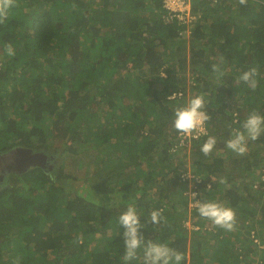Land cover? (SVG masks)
<instances>
[{
    "label": "trees",
    "instance_id": "obj_1",
    "mask_svg": "<svg viewBox=\"0 0 264 264\" xmlns=\"http://www.w3.org/2000/svg\"><path fill=\"white\" fill-rule=\"evenodd\" d=\"M163 3L15 0L9 9L0 24V154L22 148L27 164L0 187V264H143V248L123 259L119 216L129 206L145 241L182 253L181 264H254L264 235L249 228L264 220V153L253 149L264 134L243 155L225 144L249 113L264 115V88L239 80L252 67L264 79V0H192L188 23ZM197 95L210 116L206 134L180 146L174 111ZM208 136L217 143L204 155ZM75 166L88 168L81 188ZM191 181L200 202L223 205L233 191L238 226L259 220L245 231L204 229L208 219L183 197ZM154 210L164 222L151 223Z\"/></svg>",
    "mask_w": 264,
    "mask_h": 264
},
{
    "label": "clouds",
    "instance_id": "obj_2",
    "mask_svg": "<svg viewBox=\"0 0 264 264\" xmlns=\"http://www.w3.org/2000/svg\"><path fill=\"white\" fill-rule=\"evenodd\" d=\"M14 2L15 0H0V24L5 22L8 11L14 6ZM246 2L247 0H239L241 5L246 4ZM7 51L9 55L15 54L11 45H7ZM213 71L223 75L216 65L213 66ZM259 74V69L252 67L244 71L239 76V80L254 91L258 86L257 77ZM176 94L180 95V93ZM209 120L210 116L205 111V98L203 95H197L191 98L184 106L175 109L173 127L180 133L189 134L198 128H202ZM262 134H264V115L253 111L242 122L240 128L233 132L231 137L226 141L225 146L236 154L243 155L247 151V142L249 140H257ZM216 143L215 136H208L207 140L201 146L200 151L204 155H208L215 148ZM219 182L223 184L225 180L221 178ZM195 203L199 215L210 220L213 225L225 231H233L235 229L236 217L232 208L218 202L205 200ZM150 220L153 225L164 222L162 212L160 210L152 211L150 213ZM119 224L123 229L121 235L125 247L123 256L125 262L135 259L138 249L141 248H143V264H181V261L184 259L182 253L170 248L165 243L150 240L145 241L141 232L143 225L140 223V218L133 206L127 207L120 214Z\"/></svg>",
    "mask_w": 264,
    "mask_h": 264
},
{
    "label": "rangeland",
    "instance_id": "obj_3",
    "mask_svg": "<svg viewBox=\"0 0 264 264\" xmlns=\"http://www.w3.org/2000/svg\"><path fill=\"white\" fill-rule=\"evenodd\" d=\"M191 1L192 0H179L177 3L178 4H180L181 6L179 7L180 8V11H184V15H183V18L185 19V21H186V23H188L189 21H191L193 18H192V16H191V10H190V8H191ZM168 6H170V7H172V4L170 3ZM192 28H190L189 30H191ZM185 33H186V35L184 36L185 37V39H188V41H186V48H187V51H186V58L188 57V54H189V45H190V41H189V38L187 37V34L189 33L188 32V30L187 31H185ZM4 55L1 53L0 54V58H2ZM174 57H175V59H177L179 56L178 55H174ZM45 59H47V58H45ZM44 59V60H45ZM1 60V59H0ZM175 61L176 60H172V63H174L175 64ZM176 65V64H175ZM46 66L49 68L50 66H51V63L49 62V61H47L46 62ZM54 67L55 66H57V65H53ZM186 72L187 73H189V67L188 68H186ZM21 76V78H23L22 77V75H20ZM213 81H214V79H212ZM166 85H168V84H166ZM259 86V87H258ZM258 88H264V79H261L260 80V82L258 83ZM248 110H251L250 109V107H248ZM91 145L90 146H95L97 149H98V151L99 152H101L102 151V147H99L98 148V146H99V142H95V143H93V142H91L90 143ZM188 145V144H187ZM257 149H253V151H254V153L255 152H257L258 150L260 151V153L262 154V153H264V146H262V147H256ZM6 149V148H5ZM5 149H2V150H0V151H4ZM111 150H112V148H107V149H105V151H104V153H105V156H106V158H109L111 155H112V152H111ZM252 151V152H253ZM7 153H9V151H5V152H2L1 154H0V157L2 156V155H7ZM102 159V161H106L105 160V158H104V156L101 154V155H99V160H101ZM184 162H185V165H186V168L188 169V173H187V177L190 179H192L193 178V175H192V168H191V163H190V161H191V159H190V157L188 156L187 158H186V160H183ZM77 164V163H76ZM86 165V164H85ZM229 165V164H228ZM88 168H87V166L86 167H84V168H81L80 170L79 169H77V166H75V168H74V175L77 177V179H79V182H77V184H78V186L81 188L84 184H86V181H85V179L87 178V177H85V175H84V173H85V171L87 170ZM132 171V173H133V171H134V168H133V170L132 169H130V170H128L127 172H126V174H129L130 172ZM132 173L130 174V175H132ZM124 175H125V172H124ZM260 179L263 181L264 180V177H263V173H262V175L260 176ZM197 181H199V179L197 178ZM83 182V183H82ZM115 189V187H113L112 189H110L109 191L111 192V191H113ZM194 190H195V185H194V183H193V181H191V182H189L188 183V185H187V190H186V192H184V195H183V197H185L186 198V200L187 201H189V207H196L197 205H196V203L195 202H197V201H199L198 200V198H196V193L194 192ZM233 191L231 192V194L230 193H228V195L226 196V200L228 199V201L226 202V203H223V205L224 206H227V207H230V208H232V205H234V203H235V196L233 195ZM193 194H195V195H193ZM109 197L111 198V201H110V206H114V205H116V203L119 201V197L116 195V193L115 192H113L112 194H110L109 195ZM180 200H183L182 198H179ZM215 200V199H214ZM213 202V201H212ZM233 210H234V212H235V217H237V212H236V210L234 209V208H232ZM188 217H189V219H191V220H189V221H196V219H195V217H192V215L189 213L188 214ZM259 217H255L254 219H251L250 221H248V223H246V224H244V226L242 227H240V226H238V224L236 223V228H238V229H240L241 231H245V229H247L248 228V225H251V224H253L255 221H258L259 219H258ZM261 223H262V227L260 226L259 228H249V231H251V236H252V233H253V230L254 229H257V230H254L255 232H256V234H258V232H259V234L262 236V235H264V220H262V221H260ZM186 227H188V230L189 229H191L192 228V226L190 225V222H188V223H185L184 224ZM212 226H213V224H212V222L210 221V220H208L207 221V225L204 227V229H206V230H211L212 229ZM194 230H196V229H194ZM203 231V230H202ZM191 236V235H190ZM189 236V237H190ZM263 237V239H264V236H262ZM199 239H201V241L202 242H207V240H208V237L207 236H205V237H202L201 235H200V237H199ZM256 242H258V239H256V241H255V243ZM259 243V242H258ZM237 251V253L238 254H240V255H242L241 254V249L239 250H236ZM244 252V251H243ZM263 252H264V244L262 245V244H260L259 243V245L257 246V250H256V252H254V253H252L250 256H249V260L251 261V263H254V264H261V261H260V257L261 256H263ZM234 250H233V252H232V255H233V257H234V254H237ZM13 262H15L14 260H11V261H9V263H13Z\"/></svg>",
    "mask_w": 264,
    "mask_h": 264
},
{
    "label": "flooded vegetation",
    "instance_id": "obj_4",
    "mask_svg": "<svg viewBox=\"0 0 264 264\" xmlns=\"http://www.w3.org/2000/svg\"><path fill=\"white\" fill-rule=\"evenodd\" d=\"M28 158L30 159V157ZM26 164L27 159L22 148H16L15 150L7 153V155H2L0 157V187L5 182V180H7L6 175L9 172L14 171L15 169L19 170Z\"/></svg>",
    "mask_w": 264,
    "mask_h": 264
},
{
    "label": "built area",
    "instance_id": "obj_5",
    "mask_svg": "<svg viewBox=\"0 0 264 264\" xmlns=\"http://www.w3.org/2000/svg\"><path fill=\"white\" fill-rule=\"evenodd\" d=\"M179 0H164V7L166 10H168L171 15L170 18H176L179 21H185L183 18L184 11H180V4H178ZM172 4V7L168 6L169 4ZM186 22V21H185ZM206 134L205 131V124L203 125L202 128H198L196 131L189 133V134H183L179 133L178 135V145L184 146L187 143L190 142L191 139H197L199 136ZM263 177H264V171H263Z\"/></svg>",
    "mask_w": 264,
    "mask_h": 264
},
{
    "label": "water",
    "instance_id": "obj_6",
    "mask_svg": "<svg viewBox=\"0 0 264 264\" xmlns=\"http://www.w3.org/2000/svg\"><path fill=\"white\" fill-rule=\"evenodd\" d=\"M12 153H13V152H12ZM36 157H37V156H36ZM37 158H39V159L41 160V162H43L44 159H45L43 155H42V156L39 155Z\"/></svg>",
    "mask_w": 264,
    "mask_h": 264
},
{
    "label": "bare ground",
    "instance_id": "obj_7",
    "mask_svg": "<svg viewBox=\"0 0 264 264\" xmlns=\"http://www.w3.org/2000/svg\"><path fill=\"white\" fill-rule=\"evenodd\" d=\"M65 155V154H64ZM67 155V154H66ZM63 171V170H62ZM64 175V174H63Z\"/></svg>",
    "mask_w": 264,
    "mask_h": 264
}]
</instances>
